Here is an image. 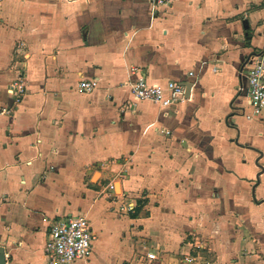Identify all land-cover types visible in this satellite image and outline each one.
<instances>
[{
  "label": "crops",
  "instance_id": "0c3cea01",
  "mask_svg": "<svg viewBox=\"0 0 264 264\" xmlns=\"http://www.w3.org/2000/svg\"><path fill=\"white\" fill-rule=\"evenodd\" d=\"M258 54L264 0H0L6 264H51L70 213L96 235L70 264H264V108L244 114ZM140 77L188 97L135 101Z\"/></svg>",
  "mask_w": 264,
  "mask_h": 264
},
{
  "label": "built area",
  "instance_id": "2783aa9c",
  "mask_svg": "<svg viewBox=\"0 0 264 264\" xmlns=\"http://www.w3.org/2000/svg\"><path fill=\"white\" fill-rule=\"evenodd\" d=\"M173 0H151L154 12L170 6ZM192 75L193 72H190ZM248 80V119L261 116L264 108V60L258 54L252 60L247 72ZM14 93L21 95L25 85L21 79L13 83ZM93 80H82L79 88L90 91L95 87ZM243 87H240L242 90ZM188 88L184 81L170 79L166 83H150L144 77L138 78L131 86L135 101L149 100L162 108L175 106L188 97ZM95 233L88 217L84 213H70L53 218L45 243V253L51 264H70L76 260H87L93 252Z\"/></svg>",
  "mask_w": 264,
  "mask_h": 264
},
{
  "label": "water",
  "instance_id": "95a60500",
  "mask_svg": "<svg viewBox=\"0 0 264 264\" xmlns=\"http://www.w3.org/2000/svg\"><path fill=\"white\" fill-rule=\"evenodd\" d=\"M185 84L187 85L188 90H190V83L185 82ZM188 90H187V91H188ZM187 93H188V92H187ZM0 264H6V259H5V257H4L3 254H0Z\"/></svg>",
  "mask_w": 264,
  "mask_h": 264
},
{
  "label": "rangeland",
  "instance_id": "374dc122",
  "mask_svg": "<svg viewBox=\"0 0 264 264\" xmlns=\"http://www.w3.org/2000/svg\"><path fill=\"white\" fill-rule=\"evenodd\" d=\"M200 241H201V239H200ZM193 252H194V253H192V254H198V252H200V251H198V249H196V248L193 246Z\"/></svg>",
  "mask_w": 264,
  "mask_h": 264
}]
</instances>
